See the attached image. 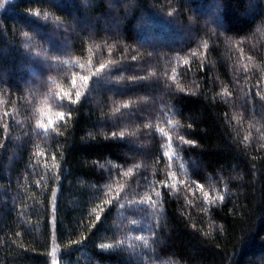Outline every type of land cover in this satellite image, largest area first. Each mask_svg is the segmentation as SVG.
<instances>
[{
	"label": "trees",
	"instance_id": "16d2710c",
	"mask_svg": "<svg viewBox=\"0 0 264 264\" xmlns=\"http://www.w3.org/2000/svg\"><path fill=\"white\" fill-rule=\"evenodd\" d=\"M54 249L57 264H264V0L0 12V264Z\"/></svg>",
	"mask_w": 264,
	"mask_h": 264
},
{
	"label": "rangeland",
	"instance_id": "374dc122",
	"mask_svg": "<svg viewBox=\"0 0 264 264\" xmlns=\"http://www.w3.org/2000/svg\"><path fill=\"white\" fill-rule=\"evenodd\" d=\"M11 2V0H0V12L3 11L5 9V7ZM82 80L79 81L77 84H75L74 88L77 91H80V93H82V91L86 88V84L87 82H84L85 79L81 78ZM77 86V87H76ZM166 154L169 157H173L174 156V151L171 147V145H168L166 148ZM52 264H57V252L56 249L53 250L52 253Z\"/></svg>",
	"mask_w": 264,
	"mask_h": 264
},
{
	"label": "snow or ice",
	"instance_id": "6c2138e0",
	"mask_svg": "<svg viewBox=\"0 0 264 264\" xmlns=\"http://www.w3.org/2000/svg\"><path fill=\"white\" fill-rule=\"evenodd\" d=\"M84 79H85V81H87L88 78L84 77ZM77 96L79 97V93H77ZM73 103H75V101H73ZM125 107H126V105H125ZM61 115H62V113H61ZM157 195H159V193H157ZM103 247L107 248L108 245H104Z\"/></svg>",
	"mask_w": 264,
	"mask_h": 264
}]
</instances>
